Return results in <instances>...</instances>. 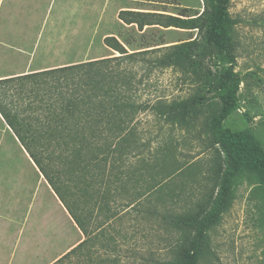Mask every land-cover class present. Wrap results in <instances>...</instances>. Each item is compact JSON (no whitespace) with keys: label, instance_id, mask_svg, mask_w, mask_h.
<instances>
[{"label":"rangeland","instance_id":"obj_1","mask_svg":"<svg viewBox=\"0 0 264 264\" xmlns=\"http://www.w3.org/2000/svg\"><path fill=\"white\" fill-rule=\"evenodd\" d=\"M123 12L204 13L199 30H184L128 24ZM218 12L215 41L208 34ZM194 39L197 50L182 67L155 64L170 46ZM117 44L148 51L99 70L101 88L129 91L136 106L116 119L129 130L125 138L27 141L81 222L83 231L72 219L73 242L87 240L57 264H159L191 255L196 236V264H264V174L240 163L227 176L231 164L211 131L230 90L235 108L223 125L264 159V0H0V80L117 57ZM127 80L132 87L122 86ZM18 89L1 84L0 105L8 108ZM157 101L190 107L174 122ZM33 172L41 174L0 115V184Z\"/></svg>","mask_w":264,"mask_h":264},{"label":"trees","instance_id":"obj_2","mask_svg":"<svg viewBox=\"0 0 264 264\" xmlns=\"http://www.w3.org/2000/svg\"><path fill=\"white\" fill-rule=\"evenodd\" d=\"M203 13L194 18L183 19L160 14L158 16L154 14L144 16L141 13L123 12L124 15L129 17L126 20L128 24L137 21L142 27L144 25L161 24L165 27L184 30H199ZM149 17H158V19L150 20ZM221 19L222 14L218 12L210 21L211 30L208 35L211 40H220L218 28ZM155 21L158 23H154ZM196 45L197 41L194 39L170 46L168 51L155 60V64L158 66L182 67L196 52ZM117 47L120 50V55L117 57L42 69L0 80V85L14 83L19 87L18 90L13 92L8 108L0 105V115L29 153L35 166L59 199L60 197L50 182L51 179L47 171L35 158L34 152L29 150L27 141L32 142V139H34L36 144L42 147L43 141L53 137H74L81 140L84 138H97L100 140L103 137L107 139L106 137L109 135V137L112 136L113 139H117L118 142L125 138L126 132L120 124H117L116 119L124 109L130 110L136 108V106L131 102L129 91L118 92L115 89L116 86L109 90L101 88L99 70L107 63L129 61L136 55H142L148 51L128 53L119 44H117ZM157 50L152 49L150 51ZM122 86L129 88L132 87V84L127 80ZM153 106L160 111L167 109L166 117L170 121L176 122L182 119L190 104L180 102L170 104L165 108L162 102L157 101ZM234 108V97L230 90H227L224 94L221 112L215 115L211 121V131L215 142L221 147L226 159L231 164L227 176H230L240 163H244L264 174V159L255 153L242 135L223 125V121L233 112ZM5 109H8V111ZM128 133L129 130L126 134ZM223 193H225V188L222 190V198ZM225 203V200H221L219 206H224ZM65 208L71 216V210L67 206ZM217 215L218 211H215L214 217ZM72 219L83 231L79 218L74 216ZM210 220V218H207L206 223H209ZM86 241L79 243L54 264L65 261L67 256L81 248ZM201 243V236H196L192 241L191 255H176L166 261L158 260L157 263L196 264L201 255Z\"/></svg>","mask_w":264,"mask_h":264},{"label":"crops","instance_id":"obj_3","mask_svg":"<svg viewBox=\"0 0 264 264\" xmlns=\"http://www.w3.org/2000/svg\"><path fill=\"white\" fill-rule=\"evenodd\" d=\"M31 174L0 184V264H54L84 239L73 242L72 217L43 176Z\"/></svg>","mask_w":264,"mask_h":264}]
</instances>
